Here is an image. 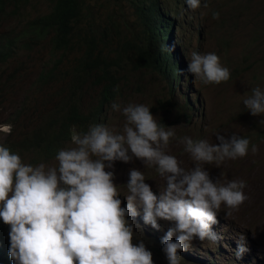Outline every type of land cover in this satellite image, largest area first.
<instances>
[{
	"label": "rangeland",
	"instance_id": "1",
	"mask_svg": "<svg viewBox=\"0 0 264 264\" xmlns=\"http://www.w3.org/2000/svg\"><path fill=\"white\" fill-rule=\"evenodd\" d=\"M162 1L173 10L176 9L175 0ZM83 5L81 30L99 34L110 29L106 53L111 58L115 57L121 38L126 37L131 42L137 40L139 35L142 37L143 27L138 23L134 9L126 1L83 0ZM49 11L50 6L44 0H28L10 19L0 21V35L17 34L26 22L44 16ZM179 11L186 14V17L183 19L179 16V20H176L174 32L177 35L172 40L174 49H178L179 55L185 60H191L193 52L215 53L221 64L230 70V79L218 85H205L193 74L192 81L186 80L184 77L187 75L182 71L184 77L179 90L187 95L195 90L200 92L204 100L202 105L198 104L194 108V119L191 122H177L181 117L178 107L182 106V102H175L176 107L172 105V91L166 82L146 69L145 73H133L131 65L127 67V79L120 83V92L114 103L120 104L121 109L130 103L144 104L160 124L166 128L171 127L175 136L170 139L166 153L175 156L180 166L187 170L193 168L196 162L180 143L185 136L193 140H207L210 144L219 143L216 140L217 134L226 138L235 134L250 140L245 157L226 159L218 167L215 164L203 165L213 181H245L243 192L248 199L238 209H230L222 204L217 213L218 223L212 225V230L221 239L213 243L194 238L189 249L180 253L181 264H264V124L260 123L264 120V114L252 116L243 104V100L252 95V89L259 87L264 91V0H200V6L196 9L189 8L185 1ZM214 12L219 13L218 19L213 18ZM50 40L51 37L26 47V50L20 46L12 59L0 66V144L7 148L11 143L33 141L45 120L50 121L62 104H78L82 115L86 117L95 106L99 91L93 86L92 78L81 90L74 92L72 75L82 52L76 49L69 54L57 53ZM105 46L106 43H102V47ZM55 67L58 74L63 76L68 72L71 76L60 78L42 88L37 86L41 76L55 70ZM112 104L109 105L110 111L101 116L99 124L106 125L115 133H122L126 117L122 111H113ZM6 124L12 125L10 134L3 131ZM93 125L96 124H88L84 132ZM252 145L257 148L255 153L251 151ZM71 147H75L72 142L62 149ZM18 155L23 163L32 166L40 163H44L46 168L58 165L55 157L42 162L36 160L33 165L28 159L35 154ZM132 168L144 173L145 183L151 186L157 196L166 187V181L154 166L144 165L142 160L135 157L128 163L114 161L112 168L106 170L114 172L113 182L117 185L122 206L127 205L126 183ZM137 212L136 216L128 217L135 225L136 239L133 242L143 240L149 249L151 245L146 244V235L141 237V222L135 219L140 218L142 210L138 208ZM165 223L167 230L174 227V222ZM1 225V241L4 245L6 240L9 242V227L3 222ZM240 235L245 237L248 251L237 257L235 253ZM161 249L160 243L157 250H150L154 264H168Z\"/></svg>",
	"mask_w": 264,
	"mask_h": 264
},
{
	"label": "clouds",
	"instance_id": "2",
	"mask_svg": "<svg viewBox=\"0 0 264 264\" xmlns=\"http://www.w3.org/2000/svg\"><path fill=\"white\" fill-rule=\"evenodd\" d=\"M186 3L191 9L200 6V0ZM213 18L218 19L219 13L214 12ZM177 56L184 69L171 98L174 107L175 102H182L178 107L181 116L184 109L190 115L185 121L191 122L194 108L204 100L200 92L187 95L179 90L182 71L186 80L192 81L193 74L205 85L227 82L231 74L215 53L193 52L191 60ZM243 104L252 116L264 114V91L252 89ZM111 108L126 117L122 133L101 124L90 126L86 133L73 127L71 142L75 147L59 150L55 167L25 164L0 144V221L9 227L8 255L13 264H154L150 250H157L160 243L168 264H181L180 253L189 249L194 238L213 243L221 239L212 225L218 223L222 204L238 209L248 199L243 192L245 181H213L203 167L245 157L248 138L217 134L218 144L181 138L184 151L196 162L187 170L166 153L174 130L160 124L148 106L130 103L121 109L113 103ZM11 130L12 125L3 126L5 133ZM251 151H257L255 145ZM133 157L154 166L166 187L157 196L145 183L144 173L132 168L126 183L127 205L122 206L114 172L106 168L111 169L117 160L128 163ZM138 208L142 215L135 219L141 222V237L146 235L149 249L143 240L133 242L135 225L128 217L136 216ZM165 221L174 222V227L167 230ZM247 251L245 237L240 235L235 254L240 257Z\"/></svg>",
	"mask_w": 264,
	"mask_h": 264
},
{
	"label": "trees",
	"instance_id": "3",
	"mask_svg": "<svg viewBox=\"0 0 264 264\" xmlns=\"http://www.w3.org/2000/svg\"><path fill=\"white\" fill-rule=\"evenodd\" d=\"M44 1L50 6L48 14L26 22L17 34L0 35V66L7 64L20 46L26 50V47L39 44L51 37V46L57 53L69 54L76 49L82 52V57H78L76 61L74 76L72 75L74 92L81 90L92 78L93 86L99 93L89 116L82 115L78 104H62L50 121L45 120L33 141L8 145L15 154H35L28 159L33 165L36 160L42 162L56 157L58 151L71 142L73 127L77 132L85 133L88 124L100 123L101 116L110 111L109 105L116 102L120 92L119 85L127 79L128 66H133L131 70L133 73H145L146 69L149 73L155 74L162 82L168 84L172 92L180 79V70L184 69L183 61H179L177 56L179 50L174 49L172 40L176 35L174 32L176 20H179V16L183 19L186 17V14L179 11V7L184 5L186 0H175V10L162 0H124L134 9L138 23L143 27L142 37L139 35L137 40L131 41L132 43L126 37L121 38L114 58L106 53L111 36L110 29L99 34L81 30L83 0ZM27 3L28 0H0V21L10 19ZM102 43H106V46L102 47ZM69 76L71 74L68 72L63 76L58 74L55 67V70L45 72L41 76L37 86L42 88ZM189 118L190 115L183 109L181 119L185 121ZM1 222L0 264H13L8 255V240L4 245L1 241Z\"/></svg>",
	"mask_w": 264,
	"mask_h": 264
},
{
	"label": "bare ground",
	"instance_id": "4",
	"mask_svg": "<svg viewBox=\"0 0 264 264\" xmlns=\"http://www.w3.org/2000/svg\"><path fill=\"white\" fill-rule=\"evenodd\" d=\"M173 82H174V81H173ZM173 82H172V83H173ZM175 82H176V81H175ZM192 115H193V114H192Z\"/></svg>",
	"mask_w": 264,
	"mask_h": 264
}]
</instances>
